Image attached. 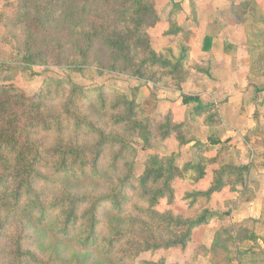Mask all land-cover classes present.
Wrapping results in <instances>:
<instances>
[{"label": "trees", "instance_id": "1", "mask_svg": "<svg viewBox=\"0 0 264 264\" xmlns=\"http://www.w3.org/2000/svg\"><path fill=\"white\" fill-rule=\"evenodd\" d=\"M28 3L33 12L26 30L36 48L27 58L32 65L51 63L83 78L108 69L178 91L200 78L211 80L208 67L192 61V47L182 39L174 47L155 50L149 31L161 21L159 0ZM248 4L231 7L240 25L252 16ZM178 6L174 3L167 19V37L184 32L177 26ZM213 41V34L206 33L204 52L211 51ZM181 97L183 106L195 104L190 120L209 128L210 145H194L197 160L183 167L174 157H150L137 175V146L152 148L175 138L183 148L187 122L177 124L172 113L159 121L148 104L107 86L85 87L71 75L48 78L32 96L4 87L0 264H136L145 253L187 249L193 231L221 213L205 208L186 218L160 212L158 206L162 200L173 204L177 180L202 181L227 147L214 135L220 124L216 105H205L198 96ZM248 171V166L234 165L214 170L210 187L193 194L191 205L200 198L210 201L225 189L245 187ZM231 234L227 227L216 228L211 249L217 250L226 236L234 240Z\"/></svg>", "mask_w": 264, "mask_h": 264}, {"label": "rangeland", "instance_id": "2", "mask_svg": "<svg viewBox=\"0 0 264 264\" xmlns=\"http://www.w3.org/2000/svg\"><path fill=\"white\" fill-rule=\"evenodd\" d=\"M249 2L250 15L252 16L246 18L247 21L242 25L235 21V28L239 30V33L233 32L235 34L233 36L235 44L232 45L229 39L224 40L226 30L222 29L223 26L219 18H231V7L233 5H247ZM174 3L179 4L176 8L177 26H181L184 32L177 37H167L165 36V32L169 29L167 19L173 10ZM218 4H221V6H217ZM225 4L226 8H222V5ZM245 8L249 10V7L246 6ZM244 10V8L240 9L239 13H243ZM32 12L28 0H0V92L4 87L14 86L28 96H32L44 87L48 78L57 79L71 75L74 82L85 87L107 86L119 90L129 99H137L141 104H148V110L159 121L172 113L177 124L188 123V126L183 130V136L187 141L186 146L183 148L179 147V143L175 138H170L164 143L157 142L152 148L146 149L142 148V145L137 146V175L142 173L144 163L150 157L157 156L164 159L174 157L176 164L183 167L197 160L193 145L198 143L210 145L208 141L209 128L190 120L191 110L195 104L190 107L183 106L182 94L198 96L205 105L210 103L216 105L220 124L214 128V135L216 139L222 141L223 145H264V125L257 126L244 135L227 134L225 131L227 129L225 126V108L230 99L241 94V112L247 114L249 101L255 100V102H258L261 97L258 94L263 92L264 85L261 83H264V79L259 80V82L254 76L264 77V0H159L158 12L161 21L149 31L155 50L160 52L174 47L179 39H182L192 48L194 47V60L192 58V61L208 67L211 76V80L200 78L196 82L185 86L182 91L173 89L168 85H157L153 82L137 80L130 75L111 72L108 69L103 71V75L98 76L93 73L90 78H83L77 73L69 72L67 69L56 67L51 63L38 62L34 65L30 64L27 62V58L31 52L36 51V48H33V41L26 30V22ZM201 23H207L208 26L205 31H202V37H198ZM206 33L213 34L212 47L216 49V52L204 56L201 52H203V36L205 37ZM248 49L250 51L252 49L259 50V52L249 55ZM222 51L226 59L229 57L239 59L240 68L237 64L231 66L229 62L226 66L223 60L219 58ZM104 61L105 65H108L109 62L106 57ZM93 70L96 71L97 69L93 67ZM222 70L227 75L234 73L235 80L231 82L229 79L227 81L220 79L219 76H221L220 72ZM221 82L224 83L221 84ZM229 114L232 116L230 111ZM226 147L228 149V146ZM227 149L222 153L221 158L227 155ZM213 154L210 156L211 159H214ZM221 158L219 161L222 160ZM225 162L228 164L222 166L232 165L231 156ZM214 170L213 165L207 169V175L210 179L208 188L213 180ZM205 184L203 180L199 184L177 180L175 182V201L171 205L166 200H162L158 206L159 211L170 210L181 215L179 212L188 209H186L184 203L187 206H192L191 203L194 202L193 194L204 192L202 188ZM227 191L229 194L232 193L229 188ZM186 195H189V201L184 200ZM216 196L210 201H206L204 198L198 199L194 203L196 204L194 208L189 211L190 215L195 213L194 217L198 216L206 205L211 210L217 208V211L221 213V217L217 220L212 218L209 224L213 225L215 223L219 228L227 227L232 231V201L228 195L223 193ZM223 215H226V217H223ZM227 220L229 221L228 224L225 223ZM219 243L220 246L217 250L195 242L185 250L170 249L156 253H145L138 258L136 264H141L144 261L158 262L160 260L165 261V264H233L236 259L235 239L231 240L230 236H226Z\"/></svg>", "mask_w": 264, "mask_h": 264}, {"label": "crops", "instance_id": "3", "mask_svg": "<svg viewBox=\"0 0 264 264\" xmlns=\"http://www.w3.org/2000/svg\"><path fill=\"white\" fill-rule=\"evenodd\" d=\"M217 6H221V4H218ZM222 6V8H226V4ZM219 19L221 20L220 23H222L223 26L222 29L227 31H225L224 40L229 39V42L232 45L235 44L233 41V36H235V34L233 32L239 33V30L235 28V19L232 17H220ZM207 26V23H201V27L198 30V37H202V31H205ZM223 51L221 55L219 54V58H221L220 60H223V63L226 66H228L227 62H229V64L231 63V66L237 64L240 68V60L233 57L226 59V57H224L225 54ZM213 52H216V49L212 47L210 52L203 51L201 53L205 56ZM247 52L250 53L249 55H254L259 52V50L252 49L250 51L248 49ZM191 58L194 60V47L192 48ZM250 59L252 60V57ZM251 60H249V62H251ZM220 75L221 76H219V78L222 80L227 81L229 79L231 82L232 80H235L234 73L232 75H227V73L222 70ZM254 78L258 81L264 79L262 76H254ZM223 83L224 82H221V84ZM261 84L264 85V83ZM258 95L261 96L258 102H255V100L249 101L247 106V114L241 112V94L231 98L228 104H226L225 126L227 129L225 131L227 134L237 133L239 135H244L245 133L253 130V128L264 125V87L263 92ZM229 111L232 113V116L229 114ZM226 146H228V153L224 158H221L222 160L213 165L215 170L219 169L223 164H228L225 162V160L229 159L230 156L232 165L237 167H249L245 187H238L237 191L230 194L228 193L227 189L222 192L223 194L228 195L232 201L233 210L231 213V227L232 235L236 243V259L233 264H264V145ZM208 176L209 175H206V177L203 179V182L206 183L202 188L204 191L207 190L209 185L210 179ZM181 181L183 182L184 180ZM220 194L216 195L218 196ZM195 205L196 204L187 206L184 203V206L186 209H188L184 212H178L186 218L194 217L195 213L190 215L189 211H191ZM205 208H209V206L206 205L203 207V209ZM209 210L213 213H220V211H217V208L214 210ZM216 217L219 218L221 216ZM217 218H214V220H217ZM225 223L228 224L229 221L227 220ZM216 227L218 226L215 224H208L195 229L192 234V240L187 249L190 248V246H192L195 242L196 244H202L208 248L211 247L214 240V235L216 233Z\"/></svg>", "mask_w": 264, "mask_h": 264}]
</instances>
